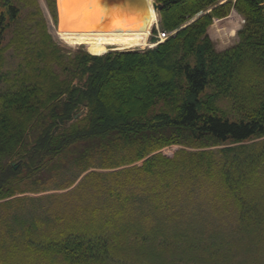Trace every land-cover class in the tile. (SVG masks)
<instances>
[{"label":"trees","instance_id":"16d2710c","mask_svg":"<svg viewBox=\"0 0 264 264\" xmlns=\"http://www.w3.org/2000/svg\"><path fill=\"white\" fill-rule=\"evenodd\" d=\"M156 2L162 30L174 32L163 42L88 53L53 40L37 0H0V40L14 24L0 56L22 57L0 92V223L15 217L2 208L20 183L68 153L114 160L100 169L127 176L101 214L39 226L15 218L8 226L21 231H0V242L15 239L0 244V264H155L133 248L184 227L213 229L215 257L161 250L162 264H259L242 251L264 241V0ZM232 10L244 23L218 51L208 28ZM170 145L183 148L160 152Z\"/></svg>","mask_w":264,"mask_h":264},{"label":"rangeland","instance_id":"374dc122","mask_svg":"<svg viewBox=\"0 0 264 264\" xmlns=\"http://www.w3.org/2000/svg\"><path fill=\"white\" fill-rule=\"evenodd\" d=\"M52 1L53 0H37L46 21L48 32L51 34L53 40L62 48L70 51L79 49L98 51L105 50L104 48L108 49L109 46L116 47L112 44L91 46L63 44L59 41V36H57V0H54V7L51 5ZM0 10H5V8L0 6ZM156 18L158 21L160 20V17L157 15ZM240 24L239 15L237 16L234 11L227 17L213 20L207 32L218 51L225 50L237 42L236 33L241 28ZM13 27L14 24H11L6 30L3 38L0 40V48L4 47L10 40ZM61 27L62 26H60L58 30V35ZM144 28L148 29L149 27ZM161 31L162 28L159 21L157 26L152 28L148 37L149 42L154 43V40H151L154 39V37L165 39L168 35L167 33H171L167 32L165 35H161ZM148 47L149 45L125 50H144L148 49ZM110 49L113 50L114 48ZM21 60L22 57L16 54L12 48H4L2 56H0V92L7 87V80L18 71ZM79 144L84 143H78L74 147L79 146ZM217 147H222V145L213 146L208 149H215ZM181 148L183 147L180 145H170L162 148L160 152L166 156L172 157L174 153ZM187 149L193 150L190 148ZM73 152L77 153L78 151ZM83 152L80 151L79 156L72 157V161L69 159V156L73 154L68 153L64 159L60 160L61 163L58 162L57 164L47 166L40 170L35 177L26 179L20 183L17 191L22 194H17L14 201L9 203L4 209L2 208L3 214H10V216L15 214V217L6 219L7 224L0 223V231L3 233H16V231H21V229L15 231L11 229L12 226L17 225L15 218L24 219L22 223H20L21 225L26 226L29 223H34L36 226H39L46 222L58 223L60 219L64 218L75 221L77 216L101 214L104 211L115 208V199L118 196V191L115 190V186L118 185L117 181L120 178H126L127 176L106 175V173L114 172L112 171L113 169L104 170L100 169V167L112 166L115 161L107 160L103 163L102 160L96 161V159H91V156L85 158L86 154ZM91 161L94 162L92 165L96 168L91 167L86 172L82 173L87 163ZM141 163L142 161H138L133 165H140ZM32 231L38 233L37 229H33ZM213 231L212 229L207 233H203L199 230L194 231L184 227L175 233L166 234L161 237V240L151 238L147 243H143V247L135 246L133 248V253L140 260L145 257L148 262L155 264H162L159 257L154 255V253H161V250L166 251L164 254L166 258H170L169 255L179 256L183 258V260H201L205 255L208 258H212L213 256L215 257V250L217 249V245L215 244L216 234H214ZM6 236H3L0 244H11L12 241H15L13 236ZM226 238L228 241L230 240L229 237ZM4 239L6 240L4 241ZM254 247V249L243 248L242 255L245 259H250L248 257H251L258 260L259 264H264V241L259 244L258 247ZM180 262V264H194L188 261ZM246 264H250V262Z\"/></svg>","mask_w":264,"mask_h":264},{"label":"bare ground","instance_id":"6f19581e","mask_svg":"<svg viewBox=\"0 0 264 264\" xmlns=\"http://www.w3.org/2000/svg\"><path fill=\"white\" fill-rule=\"evenodd\" d=\"M60 10L59 7L61 19L57 25L58 30L60 26L62 27L59 35L57 30V36H59L58 39L63 44L84 46L112 44L117 48L114 46L110 47L114 49L119 48L118 50L144 47L147 45L153 46V43L149 42L148 37L152 28L158 24V19L156 18L158 14L154 10L152 0H146V5L135 6L128 9L129 11H115L107 19V25L98 19L95 23L91 24V28L87 26L89 29L80 31L65 30L73 24L79 25L83 21L74 15H68L67 11H65V17L63 16L62 19ZM144 27L149 28L145 29ZM110 47H108L107 51H109Z\"/></svg>","mask_w":264,"mask_h":264},{"label":"water","instance_id":"95a60500","mask_svg":"<svg viewBox=\"0 0 264 264\" xmlns=\"http://www.w3.org/2000/svg\"><path fill=\"white\" fill-rule=\"evenodd\" d=\"M152 3L154 10L158 13L161 10V4L155 0H152ZM141 5H146V0H57L58 22L61 19L59 7L62 19L63 16L65 17V11H67L68 15H74L83 21V23L79 25L73 24L65 30L80 31L91 28V24L98 19L107 25V19L115 11H129L128 9Z\"/></svg>","mask_w":264,"mask_h":264}]
</instances>
